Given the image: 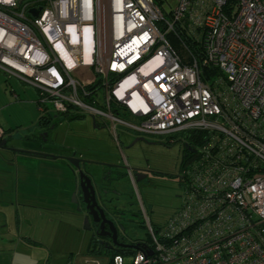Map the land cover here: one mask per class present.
I'll return each instance as SVG.
<instances>
[{"label":"built area","instance_id":"obj_1","mask_svg":"<svg viewBox=\"0 0 264 264\" xmlns=\"http://www.w3.org/2000/svg\"><path fill=\"white\" fill-rule=\"evenodd\" d=\"M184 32L200 55L174 48ZM0 70L42 115L189 142L180 207L143 208L150 242L85 264H264V0H0Z\"/></svg>","mask_w":264,"mask_h":264},{"label":"rangeland","instance_id":"obj_2","mask_svg":"<svg viewBox=\"0 0 264 264\" xmlns=\"http://www.w3.org/2000/svg\"><path fill=\"white\" fill-rule=\"evenodd\" d=\"M169 2L172 6L177 4V0H169ZM35 99H37V91L33 86L16 77H10L0 70V107L8 104V108L0 115L3 116L2 119H11L18 124H22V126H26L19 133H21V136L30 134L28 138H31V140H24L23 145L27 142L29 147L57 151L65 156L77 154L87 158L91 163L90 167L96 169L101 168L97 164L98 160L104 158V156L106 157L105 154L112 149L119 151L117 159L122 160V162L125 156L132 162L137 163L139 161L136 149L126 148L123 154L121 153L109 126L110 122L97 120L96 122L100 125V127H97L94 125L93 118L89 115L77 118L57 116L54 123L48 128L45 127L48 136L42 137L39 132L35 134L34 129H36L35 126L38 124L28 129V125H32V122L37 123L40 115H42L36 103L34 104L33 102ZM173 136H175L177 141L168 153L161 149L163 147L159 145H152L150 149L160 150L157 153L162 160L167 159L170 153L173 158V169H175V166L179 169L182 161L181 151L184 133H175ZM44 138H48V140L45 141ZM120 139L123 143H129L134 138L120 132ZM146 139L161 143L169 140L167 136H147ZM59 161L62 164L65 163L67 167H71L68 161L63 159ZM156 183H158L159 187L157 189L146 188L142 185L140 194L144 199L146 208L150 212L153 223L162 224L182 204L183 190L178 180L166 182L165 184L163 180L159 179L158 181L156 180ZM73 195L70 201L75 204ZM76 218L78 217L68 212H57L50 213L43 219H33L32 225L23 224L22 221L20 223L22 226L21 234H28L34 240L42 242L46 247L44 248L46 251L33 248H19L18 250L17 247L13 246L15 243H6L5 245V243L0 242V246L4 248L0 250V264H85L86 260L92 258V256H100L101 254L98 251L89 246L91 235L83 229L82 221ZM18 225V222L9 224L11 234L4 232L7 239L18 238V234H20V231L17 230ZM131 229L135 241L139 243L150 242L144 216L134 219V222L131 223ZM0 233L3 234V230H0ZM11 247H14V250H18V252L14 254L8 252L9 250L7 249Z\"/></svg>","mask_w":264,"mask_h":264},{"label":"flooded vegetation","instance_id":"obj_3","mask_svg":"<svg viewBox=\"0 0 264 264\" xmlns=\"http://www.w3.org/2000/svg\"><path fill=\"white\" fill-rule=\"evenodd\" d=\"M133 138V141L129 143H123L120 139L117 142V146L122 154L126 148L136 149L139 159L137 163L129 160L125 154L122 162V160L117 159L119 151L112 149L106 154L107 160L104 161L106 165H101L100 169L92 168L87 163L84 165V168L93 176L96 193L100 198L98 199V210L95 209L94 214L90 215L92 231L89 232L91 245L99 252L113 253L117 249L122 248L115 241L129 245L138 243L132 235L131 223L134 222V219L144 216L143 208L151 219L150 212L146 208L144 199L140 194L142 185L146 188L157 189L159 187L156 180L158 181L159 179L163 180L165 184L166 182L178 180L180 185L183 180V163L191 155L192 149L189 142L182 143L180 168L178 169L175 166V169H173V158L170 153L167 159L162 160L157 153L160 150L150 149V147L159 145L163 147L161 149L168 153L173 147L174 141L161 143L149 141L145 136H133ZM38 149H40L38 155L43 156V154H46L42 152L45 150L44 148ZM72 156H76V154H72ZM82 158L87 160L85 157ZM76 205L77 207L79 205L84 213H90V209H87L83 198ZM150 205L153 206L152 203ZM101 210L106 219L102 217ZM123 249L135 250L133 248Z\"/></svg>","mask_w":264,"mask_h":264},{"label":"crops","instance_id":"obj_4","mask_svg":"<svg viewBox=\"0 0 264 264\" xmlns=\"http://www.w3.org/2000/svg\"><path fill=\"white\" fill-rule=\"evenodd\" d=\"M33 102L38 107L37 99L35 101L33 100ZM7 108L8 104L0 107V113H3ZM2 117L0 115V127L7 131V135L19 133L23 127H26L11 119H2ZM40 117L37 123L32 122V125H28V129H31L33 125L38 124L35 126L36 129H34L35 134L39 132L37 128L39 127ZM97 124L96 126L100 127ZM28 139L31 140V138ZM17 146L21 149L40 152V149L37 147H29L28 145ZM42 152L57 155L58 157H44L38 154L32 155L20 152L6 153L0 148V230H3V234L0 233L2 235L0 242L5 243V245L6 243H15L13 246L17 247L18 250L19 248H33L35 250L46 251L44 249L46 247L42 242L34 240L28 234H21L22 226L20 223L22 221L23 224L32 225L33 219H43L50 213L57 212H68L78 217L76 219H82L77 213L76 203L73 204L70 201L71 196L75 193L77 185L79 184V180L76 177L77 174L72 169V165L71 167H67L65 163H63L64 165L60 163L59 160L66 159L61 157L65 155L57 151L44 150ZM2 153L5 154V158L1 157ZM69 156L72 155L69 154ZM76 156L78 155L76 154ZM106 160L107 156H104V158L98 160L97 164L99 166L106 165L104 163ZM67 204L69 205L66 206ZM14 222L19 223L17 230L20 231V234H18L17 239H7L4 232L10 235L9 224ZM89 244L90 247H93L91 245V239ZM2 249L4 248L0 246V250ZM93 249L95 250L94 247ZM7 250L12 254L18 252V250H14V247ZM96 251L98 250L96 249Z\"/></svg>","mask_w":264,"mask_h":264},{"label":"water","instance_id":"obj_5","mask_svg":"<svg viewBox=\"0 0 264 264\" xmlns=\"http://www.w3.org/2000/svg\"><path fill=\"white\" fill-rule=\"evenodd\" d=\"M40 11V8L31 9V13L34 15H38V12ZM94 125H96V120L93 118ZM41 134L42 137L48 136L47 131H43L42 128H37ZM20 135V136H18ZM28 141V136H21V133H15L13 135H7L5 138L0 142V148L3 149L6 153H28V154H38L39 152H35L28 149H21L17 145L23 146V141ZM45 141L48 140V138H44ZM139 140V139H137ZM27 145V142L24 143ZM44 157H52L57 158V155L53 154H43ZM2 158H5V154H1ZM64 157L71 165L72 169L76 172V177L79 180V184L77 185V189L73 195V202L78 204L79 200L83 198L84 202L87 205V209H90V213H84L81 207L78 205L77 207V213L82 219H79L83 223V229L91 232V221H90V215H93L95 212V209L98 210V199H100L97 196L96 189H95V182L93 179V176L84 168V165L91 164L89 160L83 159L82 157H76V156H61ZM106 164V163H105ZM102 217L106 219L103 211L101 210ZM115 243L122 247V248H133L135 250H140L141 245L140 243H137L135 245H129V244H122L115 241ZM149 254H152L150 251Z\"/></svg>","mask_w":264,"mask_h":264},{"label":"trees","instance_id":"obj_6","mask_svg":"<svg viewBox=\"0 0 264 264\" xmlns=\"http://www.w3.org/2000/svg\"><path fill=\"white\" fill-rule=\"evenodd\" d=\"M169 39L172 43V45L174 46V48L182 55V56H186L187 55V51L183 46V43H185V45L193 52H195L196 54L200 55L201 54V47L198 46L196 44V42L186 33L184 32V35L180 36L179 38L176 37L174 34H171L169 36ZM215 71L210 69V68H206L203 69V79L204 80H208L209 76L211 74H213ZM57 116H63V117H68V118H77V117H81V116H86L84 114H74V115H50V116H46V115H41L40 117V122H39V127H41L43 129V131H45V127H49L52 123H54L55 118ZM97 123V122H96ZM98 125V124H97ZM7 132V131H6ZM189 139H191L192 135H187ZM177 140L174 141V143ZM96 251V249H95ZM99 252V251H98ZM136 252V250H128V249H123V248H119L116 251H114L112 254H116V253H122L125 256H130L132 254H134ZM104 254V252H99V254ZM106 254H109L107 252H105Z\"/></svg>","mask_w":264,"mask_h":264}]
</instances>
